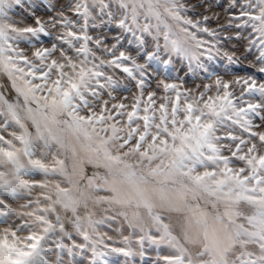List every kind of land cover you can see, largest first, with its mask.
Masks as SVG:
<instances>
[{"label": "snow or ice", "instance_id": "6c2138e0", "mask_svg": "<svg viewBox=\"0 0 264 264\" xmlns=\"http://www.w3.org/2000/svg\"><path fill=\"white\" fill-rule=\"evenodd\" d=\"M36 7L0 0V264H264V0Z\"/></svg>", "mask_w": 264, "mask_h": 264}, {"label": "rangeland", "instance_id": "374dc122", "mask_svg": "<svg viewBox=\"0 0 264 264\" xmlns=\"http://www.w3.org/2000/svg\"><path fill=\"white\" fill-rule=\"evenodd\" d=\"M29 2L35 3L37 5L36 9H35V13L37 16H41L43 18H47V8H46V4L48 2V0H29ZM51 2L53 4H56L57 6H59L60 4H65L67 2V0H51ZM214 2L216 3H221V4H227V0H214ZM213 11L220 13L221 15V20L219 21V23H224V10L222 8H214ZM26 16V12L19 8L16 7L14 9V18L15 19H21L22 17ZM28 23H32L31 18H29L27 20ZM216 23L215 21L212 22L211 26L212 27H216ZM47 40V38H46ZM241 53H243V47H240L239 52L237 53V55H240ZM30 54V53H29ZM252 57H249L247 60H244L243 58L241 59V67L238 69H235V74L236 75H245L246 72L247 73H254L258 80H264V76H261V74H259L258 72H256V69L253 68L251 66V61H252ZM176 68L178 71L179 76L183 77L185 80V87L187 88H195L197 85H200L202 83H210V79L207 78L206 74L201 72L199 76H193L191 73H187V67L186 65L181 68V66L179 65V63L177 62L176 64ZM217 69L219 71V66H217ZM187 73V74H186ZM119 75L122 76L121 73H118ZM175 74V73H174ZM221 74H223L221 72ZM226 79H230L231 76H226ZM8 85L7 79L5 77H0V87H5ZM134 91V89H133ZM36 193L33 194V196H35ZM12 203V206L18 210H22L20 209V205L26 202L25 200H11L10 201ZM4 217L0 216V221H3ZM9 222H12L13 220H16V217L14 215H10L8 217ZM120 224L119 221L116 222H112L111 227H103L101 228L102 232H106L109 236L113 237V240H108L106 241L110 246L112 247H122L123 245L118 243V241L120 240V235L119 233L116 231L117 228H119ZM125 235H127V231L124 232ZM114 241H116L114 243ZM151 257L154 259L155 258V252L150 253ZM86 256H90V253H86ZM106 259L108 260L109 264H126V258L122 255L119 254H110L108 257H106ZM82 264H89L88 259H84L82 261ZM137 264H139V260H137Z\"/></svg>", "mask_w": 264, "mask_h": 264}]
</instances>
